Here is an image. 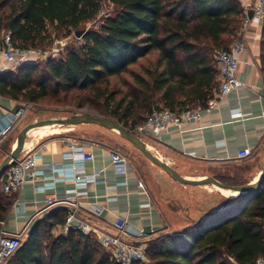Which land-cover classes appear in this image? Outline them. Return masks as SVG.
I'll return each mask as SVG.
<instances>
[{"label":"trees","instance_id":"trees-1","mask_svg":"<svg viewBox=\"0 0 264 264\" xmlns=\"http://www.w3.org/2000/svg\"><path fill=\"white\" fill-rule=\"evenodd\" d=\"M104 1L116 11L98 31H84L80 46H69L41 72L37 64L1 74L0 96L37 104L52 89L85 93L84 104L102 102L100 116L133 133L155 108L180 113L214 97L220 86L215 53L228 50L242 28L236 0H0V31L20 48L47 49L50 27L68 37L83 31ZM261 38L264 79V26ZM113 79H123V87L109 91ZM0 186L1 237L13 198L3 181ZM66 218L57 211L42 219L6 264H114L91 236L65 235ZM146 256V264H255L264 258V181L258 192L238 196L192 229L150 242Z\"/></svg>","mask_w":264,"mask_h":264},{"label":"crops","instance_id":"crops-1","mask_svg":"<svg viewBox=\"0 0 264 264\" xmlns=\"http://www.w3.org/2000/svg\"><path fill=\"white\" fill-rule=\"evenodd\" d=\"M261 36L262 29L256 23L253 24L247 34V50L237 73L243 87L229 94L218 109L205 114L201 123L187 133L171 130L158 138L143 140L182 176L193 180L210 176L229 186L248 185L259 176L264 166ZM5 72V63L0 60V75ZM0 106L3 110L10 109L15 107V101L0 96ZM236 113L242 116L234 119ZM3 115L4 111L0 110V116ZM72 127L67 135L59 138L43 139L36 143L35 140L27 139L24 147L40 155L38 169L46 171L49 164L62 166L69 163L71 160L66 159V155L72 151L71 146H79L95 155L93 162L85 163L87 173L101 172V179L105 183L89 184L83 189L86 195L77 200H68L70 191L75 189L70 182H58L55 189L47 188L43 193L37 191L38 187L43 186V181L29 182L20 192L10 195L13 206L2 223L4 231L19 234L24 239L35 220L50 210L61 208L58 210L61 215L68 216L76 211L79 218L105 232L113 231V225L119 217L127 218V231L132 238L141 230L146 233V228H149L151 234L146 233L143 240L149 245L161 236L191 227L207 213L221 208L226 197L213 186H187L171 180L176 183L172 185H178L177 192L169 188L162 190L160 186H156L155 190L147 173L128 158L127 174L117 173L111 153L118 152L113 145L121 144L122 138L96 125ZM49 129L40 131L43 132L42 137L60 133L55 127ZM99 135L103 138H98ZM14 142L9 146V152ZM246 148L252 150V156L237 161V153ZM142 163L163 181L168 176L146 158ZM138 180L143 181L146 192L138 188ZM52 196L58 201L49 205L47 199ZM97 208L101 209L100 214L94 211ZM91 237L100 245L96 235Z\"/></svg>","mask_w":264,"mask_h":264},{"label":"built area","instance_id":"built-area-1","mask_svg":"<svg viewBox=\"0 0 264 264\" xmlns=\"http://www.w3.org/2000/svg\"><path fill=\"white\" fill-rule=\"evenodd\" d=\"M244 11L242 28L237 40L228 50L217 51L215 53L216 65L219 72L220 86L214 97L210 98L205 106L189 108L180 113H175L166 108H155L149 115L144 125L135 130V133L142 139L158 138L164 133L176 130L179 133H187L201 123L205 114H209L220 106L223 100L232 92L237 91L244 84L237 77V73L242 58L247 50V34L253 24H257L261 29L264 26V0H236ZM253 12L250 18L249 13ZM60 49L36 50L23 49L16 46L11 38L10 32L0 31V60L5 63L7 72H17L27 65H37L43 61H53L60 55ZM4 115L0 116V146L8 139L26 118L29 108L17 106L3 110ZM241 113L234 114V119L240 118ZM264 120V115H263ZM72 151L66 155V159L71 160L67 164L57 166L49 164L48 170H39L38 161L40 155L31 152L29 148H24L20 158L9 168L3 178V192L12 195L29 182H40L44 184L37 188L39 193H43L47 188L55 189L58 182H70L75 189L70 191L68 200H77L86 195L85 189L89 184L105 183L101 172L88 174L85 163L93 162L95 155L86 152L83 148L72 145ZM252 156V150L242 149L237 153L236 160L243 161ZM112 163L117 173L127 174L128 159L119 152L111 153ZM140 190L146 192L142 180L137 181ZM57 198L52 196L47 199L49 205L57 202ZM100 214L101 209L94 210ZM129 222L127 218L119 217L113 225L112 232H105L94 228L89 222L79 218L76 211L70 213L63 228L64 234L70 231L78 232L85 236L96 235L100 245L107 250L110 259L114 264H146L148 259L146 250L148 245L143 242L146 233L141 230L135 238L128 234ZM23 242L22 236L1 230L0 237V264H6L18 251ZM233 264H237L233 262ZM255 264H264V258H259Z\"/></svg>","mask_w":264,"mask_h":264},{"label":"rangeland","instance_id":"rangeland-1","mask_svg":"<svg viewBox=\"0 0 264 264\" xmlns=\"http://www.w3.org/2000/svg\"><path fill=\"white\" fill-rule=\"evenodd\" d=\"M115 7L108 1H104L102 4V10L99 14V16L89 23H87L81 30L83 31H98L101 26H103L104 21L109 16L115 15ZM49 35L51 36L52 45L47 48L43 49L45 50H51V49H60V55L56 57L55 60L60 59L64 56L66 49L69 46L72 47H78L80 46L83 41L82 39H79L75 36V34L71 36H67V33L63 30H58L56 28L50 27L49 29ZM237 39L233 40V43ZM232 43V44H233ZM48 61H43L39 63L40 65V71H43L46 69V63ZM129 79V77H126V80ZM124 82L123 79H113L109 91H116L118 89H121L123 87L122 83ZM104 88V86L102 87ZM85 96V93L80 92H73L70 94H66L65 92L55 93L54 89L51 91V95L43 100L40 101L37 104L28 103L27 101H18L15 102V105L17 106H24L29 108V112L26 115V118L23 120V122L18 126L17 130L8 138L6 139L2 145L0 146V164L5 159L7 155H9L11 152H9V146L15 141L18 134L27 126L34 124L36 122L47 120L51 117H61V116H72L75 114H90L94 116H99L104 114V110L102 107V102H96L93 105L90 104H84V101H82V98ZM119 97V96H118ZM79 104H84V107H79ZM148 115V114H147ZM145 116V118L147 117ZM55 128L60 130L59 134L56 135H48L46 137H42L43 132H34L30 134L27 139L35 140L34 143L41 141L43 139H55L62 137L64 135L68 134V130L72 129V126H54ZM50 129H47L45 131H48ZM42 133V134H41ZM98 138H103V136L99 135ZM121 144H114L115 150H117L120 154L125 156L128 159H131L133 163L139 168L140 170H143L145 173H147L149 177V181L151 185L157 189L156 186H160L162 190L165 188H169L171 190H174V192H177L178 185H172L176 183H172V179H169V177H165L166 179L163 181L156 172L150 171L143 165L144 157L143 155L137 151L130 143H128L126 140L121 139ZM28 141V140H27ZM26 141V143H27ZM123 145L126 147H123ZM128 146V147H127ZM7 154H6V153ZM1 186H0V194L1 192ZM208 194V193H206ZM216 196L217 193H215ZM25 238V237H24Z\"/></svg>","mask_w":264,"mask_h":264},{"label":"water","instance_id":"water-1","mask_svg":"<svg viewBox=\"0 0 264 264\" xmlns=\"http://www.w3.org/2000/svg\"><path fill=\"white\" fill-rule=\"evenodd\" d=\"M252 16H253V12H250L249 17L251 18ZM83 35H84V31H79L75 34V36L79 39H81ZM78 125H96L118 134L122 139L126 140L137 151H139L144 158L149 160L153 165L161 168L172 180L182 185H187V186L210 185L220 190L229 191L231 193H237V196L235 197L237 198L238 196H245L250 193L258 192L264 181V166L257 179L254 182L244 186L225 185L219 182L216 178L210 176L195 180L186 178L181 174H179L172 166H170L167 162H165L160 156H158L157 153L153 152L149 148V146L137 134L128 131L117 121L108 118H102L99 116L90 115V114H75L72 116L51 117L47 120L36 122L24 128L16 137L14 142V147L11 153L7 155L0 164V183L3 180L5 173L20 158L22 151L25 148L24 147L25 141L27 140V137L30 134L46 127L78 126ZM235 198L226 197V201L222 204L220 209L214 212L207 213L194 226L184 229L181 232H186L192 229L193 227H195L196 225L200 224L204 220L223 212L226 209L228 203ZM59 209L61 208L50 210L48 213L44 214L42 218L35 220L31 225V227L29 228L27 232V236H30L33 233V230L37 225H39L42 219L50 216L52 213L58 211ZM145 231H147L146 232L147 235L151 234L149 228H146Z\"/></svg>","mask_w":264,"mask_h":264},{"label":"bare ground","instance_id":"bare-ground-1","mask_svg":"<svg viewBox=\"0 0 264 264\" xmlns=\"http://www.w3.org/2000/svg\"><path fill=\"white\" fill-rule=\"evenodd\" d=\"M54 127V126H53ZM49 128H52V127H46V128H43V129H40V130H37L35 132H39V131H45ZM218 189V188H216ZM225 197H229V198H235L237 196V193H231L229 191H224V190H220L218 189Z\"/></svg>","mask_w":264,"mask_h":264}]
</instances>
